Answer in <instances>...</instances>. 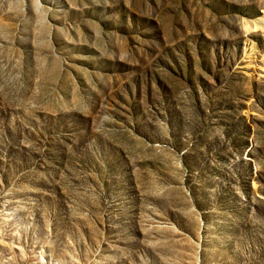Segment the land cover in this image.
<instances>
[{
	"label": "rangeland",
	"instance_id": "1",
	"mask_svg": "<svg viewBox=\"0 0 264 264\" xmlns=\"http://www.w3.org/2000/svg\"><path fill=\"white\" fill-rule=\"evenodd\" d=\"M0 264H264V0H0Z\"/></svg>",
	"mask_w": 264,
	"mask_h": 264
}]
</instances>
